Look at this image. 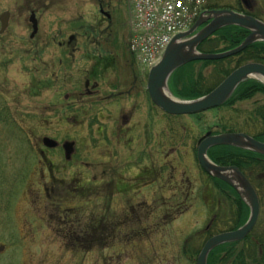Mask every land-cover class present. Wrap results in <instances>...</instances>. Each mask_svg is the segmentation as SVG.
<instances>
[{
	"label": "flooded vegetation",
	"instance_id": "af4514ba",
	"mask_svg": "<svg viewBox=\"0 0 264 264\" xmlns=\"http://www.w3.org/2000/svg\"><path fill=\"white\" fill-rule=\"evenodd\" d=\"M109 3L104 0H97L98 11L106 19V25L100 32L106 38L97 41L96 38L92 40L89 37L88 40L82 42V46L92 45L94 47L93 53H97V57L101 59L104 57L105 68H103L107 70L105 73L107 81L103 83V87L100 84L102 88L99 87L97 81H92L89 78V71L83 74L80 83L82 87H64L62 80L65 75L72 76V79H79L80 75L79 71L76 74L73 71L68 73L63 71V62H66L63 59L70 60L74 55L73 52L78 49L75 45L77 44L76 35H70L63 41H57L56 45L52 41L54 45L50 46L51 42L48 40L37 38L38 31L31 37V31L25 41L27 46L23 52L32 66V72L28 73L31 77L30 82L33 84L32 76L47 80L45 81L49 85L47 91L55 96L51 105L43 110L46 116H49L43 117L42 120L45 118L44 123L47 126H56L63 131V135L58 138L54 136L55 134L52 136L44 135L40 139L39 150L34 147L30 149L27 156L28 160L35 156L36 164H39L42 170L46 172L47 181L42 187H56L57 183L62 184L64 182L59 181L54 176L56 173L58 174V163L72 165L74 168L72 176L77 179H74L71 187H90V198L101 203L100 207L104 208L103 216L100 213L97 217L93 214L90 217L76 216L69 220L65 218L68 216H65L62 221L66 224V231L63 232L74 240L84 238L92 240V243L94 242L93 239L104 238L106 242L109 241L105 245V249L111 246L112 241L116 239H122L127 244L128 239L147 238L159 228L160 222L165 221L164 224L166 225L167 223L173 224L189 211L192 203L204 201V193L210 186L214 188V197H211L213 198L212 201H215V205L211 210L213 211L212 217L208 219V224L201 233L206 237L203 245L213 236L239 229L248 219L243 225H239L241 221L240 208L245 205L249 209V204L240 195L238 189L232 188L233 186L221 181L220 178L209 175L201 167L198 149L205 139L223 134L239 133L264 144L263 137L257 138L255 136L256 133L263 134V132L261 124L257 126L255 121L254 106L248 108L249 115L247 118L244 113L237 115L234 123L239 129L228 133L220 132V108L223 105L193 115L165 114L159 107H156L150 98L147 90L148 72L139 65L132 55L128 56L129 58L125 57L123 40L107 39L111 38L113 33L117 34L120 31V27H117L116 24L117 19H112L113 12L111 11V14V12L104 10V8L110 7ZM114 26H116L115 30ZM87 32L91 33L89 30ZM125 45L126 51H129L128 42ZM8 46L10 47V44ZM55 54H59L57 71L51 66L54 63L53 59H56L53 56ZM113 63L118 64L122 69L116 78L115 73L109 69L110 64ZM69 65L70 62L67 66ZM199 75L200 87L203 89L206 86L207 77H204L201 72L196 74L197 79ZM170 78L167 81V88ZM30 88L33 91L32 87ZM238 109L244 108L239 105ZM207 114H211L213 119L209 121L206 118ZM160 116L166 123L163 130H160ZM184 117L194 120L199 127H191L186 122L184 125L174 122L175 120H183ZM202 123L206 124L205 128L202 127ZM83 129L85 131L84 138H82ZM177 131L184 132V136H177ZM177 138L182 140L180 144L183 141L184 143L176 146ZM44 139H50L56 145L44 144ZM87 141L89 142L86 143ZM220 147L225 146L218 145L209 148L206 152V158L217 167L236 168L250 187L254 189L260 209L263 190L259 192L257 187H264V156L252 159L244 158L247 160L248 167L242 171L225 161L224 156L219 155ZM228 148L238 149L230 146ZM238 150L248 151L246 149ZM186 157L196 167L198 177L191 178V175L181 173L178 175L179 178H176L175 171L179 168L178 166L185 162ZM52 159L58 161L55 163ZM99 159L104 162L102 163ZM256 159H259V164L263 165L260 169L261 172H257ZM171 160H175V163ZM226 176L237 187L234 182L236 179L235 172L230 170ZM100 187H104V190H100ZM160 187H176V190L173 189L174 201L172 199L168 202L174 206L173 209H168L167 215H164L165 217L163 216L162 220L154 227L150 225L152 222L154 223L150 219H158L157 216H154L156 208L160 205L156 206L155 196L157 191H160ZM70 193L71 195L68 197L73 199L79 197L78 188H73ZM115 198H119V201H116ZM58 199V196L56 198L55 195L47 197V203L58 207L66 203ZM178 199L181 203L175 206ZM83 202L85 201L82 200L79 203ZM94 207L96 206L94 205ZM69 209L73 211V209ZM116 212H120V214L118 215ZM101 224L104 226L97 228ZM257 226L258 222L242 240L227 244L243 242ZM214 227L217 233L212 236ZM259 227L264 229V224L259 225ZM56 232L57 234L60 233V231ZM192 237L193 234L191 233L183 239L182 250L185 255H187V251H191ZM250 241L255 243L254 235L250 236L248 242ZM94 247L95 244L93 243L91 248Z\"/></svg>",
	"mask_w": 264,
	"mask_h": 264
},
{
	"label": "rangeland",
	"instance_id": "374dc122",
	"mask_svg": "<svg viewBox=\"0 0 264 264\" xmlns=\"http://www.w3.org/2000/svg\"><path fill=\"white\" fill-rule=\"evenodd\" d=\"M104 1L107 3L111 1L110 7L104 10L113 12L112 19H117V27H120L119 33H113L112 37L107 39L123 40L125 57L129 58L131 54L128 50L126 51L125 44L128 40L130 16L133 13L131 0ZM238 1L241 2L227 0L226 3L235 8L238 7ZM208 2L209 0H204L202 10H205ZM249 5H257L258 9L255 12L264 18V0H250ZM4 12H9L10 17L8 27L0 34V264H196V259L206 240L201 233L208 224V219L212 217L211 210L215 205L211 197H214L212 186L205 191L204 201L192 203L189 211L180 220H174L176 222H172L173 224L166 225L165 221L160 222L159 228L147 238L128 239L127 244L122 239H116L106 249L105 245L109 241L106 242L104 238L93 239L95 247L91 248L92 240L84 238L74 240L63 232L66 231V224L62 221L65 216H68L65 217L67 220L76 216L86 218L93 214L97 217L100 213L103 216L104 208L100 207L101 203L90 198V187H71L74 179H77L72 176L74 169L72 165L58 163V174L54 176L64 182L57 183L56 187H42L47 181L46 172L39 164H36L35 156L28 160L30 149L34 147L39 150L38 145L44 135L55 134L56 138L63 135L61 128L47 126L44 123L49 115L46 116L43 110L51 105L55 97L47 91L49 88L45 82L47 80L32 76L33 84L30 82L31 77L28 73L32 72V66L23 52L27 46L25 41L32 31L29 17L33 12L39 27L37 38L48 40L51 42L50 46L54 45L52 41L56 45L57 41L76 35L77 44L75 45L78 49L73 52L74 55L70 60L63 59L66 61L63 62V71L66 73L73 71L75 74L79 71L80 75L79 79H72V76L65 75L62 80L64 87L81 86L83 74L89 71V78L97 81L100 88L107 81L104 57L102 59L97 57V53H93L94 47L82 46V42L89 37L92 40L96 38L97 41L105 39L106 36L100 31L104 29L106 19L98 11L97 0H0V15ZM113 28L115 30L116 26ZM212 39L215 40L216 37ZM212 46H205L208 48L206 51L213 52L210 54L216 53L215 49L224 47L223 44L217 47ZM53 56L56 59H53L54 63L51 66L57 71L59 54ZM69 62L70 65L67 66ZM109 69L115 73V78L120 71L122 72L116 63L110 64ZM198 70L199 67L195 68L192 74H198ZM212 71V66L207 67L202 70L203 76H211ZM188 72L191 74L190 69ZM257 99L263 100L261 96H256L253 100ZM240 105L242 108H250L256 104L250 101ZM43 117H45L44 120H42ZM206 118L210 121L213 116L207 114ZM174 122L182 125L186 122L191 127H199L194 120L187 117ZM159 125L160 130H163L166 125L161 116ZM202 125L205 128L206 124L202 123ZM82 134L84 138V129ZM177 136H184V132L177 131ZM181 141L177 138L176 146L184 143L183 141L180 144ZM88 149L90 153V148ZM33 152L35 153L34 150ZM187 157L175 171L176 178H179L178 175L181 173L191 175V178L198 177L196 167L188 161ZM52 160L55 163L58 161ZM99 161L104 162L102 159ZM171 161L175 163V160ZM162 163H164L163 160ZM73 188L79 189L77 199L68 197ZM175 188L160 187V191H157L155 203L160 207L156 208L154 217L157 216L158 219L151 218L150 221H154L150 224L151 226H157L163 216L167 215L168 209H173L174 204L168 202L173 199ZM99 189L104 190V187ZM53 195L66 203L59 207L50 205L47 203V197ZM261 196L258 225L264 224V190ZM82 200L85 202L79 203ZM115 200L119 201V198ZM164 202L167 203L164 204ZM180 203L178 199L175 206ZM116 213L120 214V212ZM103 226L104 224H101L97 228ZM56 231L60 233L57 234ZM191 233L193 234L190 243L191 251H187L185 255L182 242ZM216 233L214 227L212 236Z\"/></svg>",
	"mask_w": 264,
	"mask_h": 264
},
{
	"label": "water",
	"instance_id": "95a60500",
	"mask_svg": "<svg viewBox=\"0 0 264 264\" xmlns=\"http://www.w3.org/2000/svg\"><path fill=\"white\" fill-rule=\"evenodd\" d=\"M250 0H242L246 8H249ZM207 16H200L193 27L186 33L179 34L173 38L167 47L160 62L149 71L147 90L152 102L165 114L181 116L193 115L215 109L225 104L235 89L244 81L256 80L264 85V65L259 63H248L230 73L216 88L207 95L192 101H181L174 98L168 91L167 81L171 74L185 64L196 61H217L235 56L243 52L256 42H264V23L258 19L236 13L231 10L210 11ZM10 14L4 12L0 15V34H2L9 22ZM29 22L32 25V35L37 31V20L34 13L30 14ZM203 26L202 28H200ZM228 27H238L249 32L244 41L236 48L217 54H204L197 51V47L216 32ZM200 28V29H199ZM164 93L171 95L170 97ZM44 144L56 145L50 139H44ZM230 146L238 149H246L264 156V144L258 143L249 136L241 134H223L205 139L198 149V158L201 167L212 176L220 178L221 181L238 189L228 179L226 174L233 170L242 192L240 195L249 204V218L239 229L213 236L200 250L196 264H207L209 253L216 247L237 242L245 238L252 230L259 217V203L257 195L246 179L236 168H222L212 164L206 158V152L214 146Z\"/></svg>",
	"mask_w": 264,
	"mask_h": 264
},
{
	"label": "trees",
	"instance_id": "16d2710c",
	"mask_svg": "<svg viewBox=\"0 0 264 264\" xmlns=\"http://www.w3.org/2000/svg\"><path fill=\"white\" fill-rule=\"evenodd\" d=\"M227 0H209L205 6L206 10L219 11V10H232L244 15H248L258 19L264 23V18L256 13L257 5H253L252 9L245 10L241 2H237L238 7H230L227 5ZM247 30L238 27H228L218 31L203 44L199 45L197 50L201 53H213L206 51L205 46L217 47L223 44V48L216 50V53H223L232 50L239 46L241 42L248 36ZM211 44V45H210ZM213 49V48H212ZM247 63H260L264 65V42H256L255 44L246 48L243 52L217 61H198L189 63L177 69L171 76L169 81V91L179 100L191 101L208 94L215 88L221 81L224 80L233 70ZM212 66L213 71L211 76L206 79V86L202 89L200 87V75L198 79L192 72L195 68L199 67L198 73L207 67ZM191 70V74L188 70ZM256 96H261L263 100H253ZM253 101L256 105L253 107L255 113V121L262 126V132L256 133L255 136L264 138V85L256 80H247L241 83L229 100L220 108V132H233L239 129L234 120L237 119L239 113H244L245 117L249 115L248 108L238 109L240 104ZM263 101V102H262ZM224 156L225 161L229 164L235 165L240 170H245L248 167L247 160L244 158H259L261 155L238 149L228 147H220V154ZM260 160L256 159L257 172L263 167L259 164ZM248 170V169H247ZM261 172V171H260ZM258 191L264 190V187H257ZM249 215V209L245 205L240 208L241 221L239 225H243ZM264 229L259 225L252 231V233L241 243L226 244L215 248L210 252L207 258V264H264ZM254 235L255 243L248 242L250 236Z\"/></svg>",
	"mask_w": 264,
	"mask_h": 264
},
{
	"label": "built area",
	"instance_id": "2783aa9c",
	"mask_svg": "<svg viewBox=\"0 0 264 264\" xmlns=\"http://www.w3.org/2000/svg\"><path fill=\"white\" fill-rule=\"evenodd\" d=\"M204 0H131L130 51L150 69L172 38L190 27Z\"/></svg>",
	"mask_w": 264,
	"mask_h": 264
},
{
	"label": "bare ground",
	"instance_id": "6f19581e",
	"mask_svg": "<svg viewBox=\"0 0 264 264\" xmlns=\"http://www.w3.org/2000/svg\"><path fill=\"white\" fill-rule=\"evenodd\" d=\"M37 31H38V27H37ZM37 31H36V33H37ZM36 33H35V34H36ZM35 34H34V35H35ZM165 94H166L167 96H169V97L171 96V95H169L168 93H164V95H165ZM235 176H236V175H235ZM234 182H235V184H236L237 187H238V191L241 193V192H242V190H241V188H240V185H241V184H239V182H238L237 179H234ZM249 214H250V213H249Z\"/></svg>",
	"mask_w": 264,
	"mask_h": 264
}]
</instances>
